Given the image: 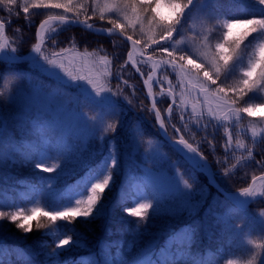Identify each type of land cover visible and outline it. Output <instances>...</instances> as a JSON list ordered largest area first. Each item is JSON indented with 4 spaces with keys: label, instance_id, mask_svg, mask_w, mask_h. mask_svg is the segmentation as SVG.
I'll use <instances>...</instances> for the list:
<instances>
[{
    "label": "trees",
    "instance_id": "1",
    "mask_svg": "<svg viewBox=\"0 0 264 264\" xmlns=\"http://www.w3.org/2000/svg\"><path fill=\"white\" fill-rule=\"evenodd\" d=\"M59 2L67 3V0H59ZM164 2L169 3V0H140L136 10L141 11V5L150 4L151 14L146 13L150 17L155 15L159 5ZM72 4L75 7L67 13L62 8L33 9L29 6L31 15H25L23 9L19 8L13 9L14 14L9 16L6 11L0 9V18L11 21L10 25H6L5 35L10 44L15 41L16 54L25 55L32 50L36 42V28L39 22L49 15H66L75 18V13L79 10V19L87 23L100 27L113 26L111 18L100 16L85 6L77 7L76 0H72ZM206 6L212 51L217 43H222L224 40L227 32L224 24L231 20L264 18V4L259 0H209ZM121 31L131 35L125 28ZM242 31L240 26L233 27L228 36L229 41L238 39ZM262 42H264V32L253 33L244 41L241 48L237 49L234 54L237 58L235 63L233 62L237 68L226 75V85H240L243 71L250 62H254L258 54L264 55L259 47ZM167 46L170 48L171 43ZM43 47L49 57H52L53 52H59L61 48H67L68 54L82 51L86 55H92L91 58L100 54L108 62L103 77L106 87L110 86L115 92L119 84L122 95L128 91L127 86L117 78V71L123 68L128 50L127 43L121 38L115 35L95 34L79 26L66 25L50 34L44 40ZM227 48L228 46L225 45L226 50ZM146 53L162 64L158 83L163 88L170 89L174 95L173 105L169 99L163 104H158L163 116L165 109L171 106L169 122L165 120L168 133L174 136V129H180L179 133L207 158L217 180L225 189L236 191L247 187L252 177L264 172L256 163L264 158V127L260 123V118L245 115L246 113L242 111L245 107L250 105L254 107L258 104L255 90L244 96L237 104H231L236 114L232 117L227 116L228 107L218 110L212 100L205 96L207 93L215 92L214 85L209 87L207 93H202L200 82L188 80L178 66L173 67L168 61L167 54L161 52L160 46L151 45ZM38 58L24 62H0V79L10 71L26 74L45 90L55 91L68 98L74 97L76 109L94 117L96 113L89 112L79 92L80 85L76 88L67 87L64 83L67 78L58 79L37 69L34 62ZM126 67L132 71V79L138 86L140 101L138 107L148 109L149 102L144 95L140 78L127 64ZM140 69L146 76V71L141 66ZM122 95L117 98L108 97L119 109L122 121L104 117L107 124L114 123L118 126L114 132L103 133L102 148L99 131L86 141L83 149L80 141L77 142V139L75 140L71 135L64 138L72 148L71 159L82 163L48 159V165L61 163L60 168L52 173L36 169L35 162L39 158L38 147L39 151L44 150L41 140L47 139L53 144L58 140L36 135L31 131L26 132L25 128L22 133L27 136L26 139L17 141L14 148L6 145L9 142L0 144V211L10 213L22 211L26 215H32L33 208L41 211H56L74 206L77 199L84 198L88 194L87 190L97 176L103 174V162L109 155L112 141L115 142L118 157V167L114 170L113 182L110 187L103 190V199L100 201L104 205L102 215L95 219L89 218L88 221L80 217L71 222L58 220L55 223L47 221V218L38 217L50 226L38 229L36 220H32L29 221L32 231L28 233L23 232L10 221H0V264H19L26 261L32 264H136L143 255L157 248L165 251L164 259L155 256L158 264H183L185 261L201 264L209 251L214 252L215 261L223 263V251L228 250L232 240L225 234V230L228 231L226 224L215 213L217 203L231 205L226 199L220 195H216L215 200L206 196L193 217L185 220L183 215L177 216L174 210L166 207L167 203L160 201L159 205L156 204L154 197L158 193L145 179H141L144 185L143 192H134L131 187L132 175L122 174L121 166L131 148L133 134L138 133L140 138L149 136V128L147 124L143 125L144 121L131 119L137 112L129 108ZM235 95L241 94L235 92ZM4 96L0 89V104H2L0 107L5 106ZM232 98L233 92L230 91L227 97L230 103ZM259 101L262 103V100ZM181 115L185 117L184 120L180 119ZM1 118L3 116H0ZM149 121L152 124L153 135L159 139L164 151L181 172L184 180L194 182L197 190L208 189L209 185L204 173L185 161L159 136L153 113H149ZM14 127L17 132L16 126ZM229 136H231L230 144L227 143ZM48 154L51 157L56 156V152L51 149L48 150ZM108 163L111 165L110 160ZM143 163L149 165L145 161ZM220 177L226 178L225 184ZM208 192L215 193L212 189H208ZM132 197L140 204H153L155 211L148 209L146 220L133 217L128 211L124 213L121 205L126 207V210L135 208L131 202ZM172 201L173 197L165 199V202ZM254 204L256 208H264V197L256 200ZM250 206L253 205L249 204L246 208ZM65 236L73 237L72 245L65 246L55 257L50 256L49 253ZM6 257L12 262H7ZM239 264L246 263L242 260Z\"/></svg>",
    "mask_w": 264,
    "mask_h": 264
},
{
    "label": "rangeland",
    "instance_id": "2",
    "mask_svg": "<svg viewBox=\"0 0 264 264\" xmlns=\"http://www.w3.org/2000/svg\"><path fill=\"white\" fill-rule=\"evenodd\" d=\"M208 1L209 0H193L192 5H190L186 10L181 24L178 26L177 33L168 43H171L169 48L170 50L187 52L196 60L197 63L211 65L213 51L209 43L210 24L207 15L208 12L206 10ZM22 2L23 0H21V3ZM76 5H78L77 7L82 8L85 6L88 10L91 9V11L94 8L95 11L92 12H96L98 15L103 17H109L112 20L115 19L117 22L124 24V28L130 32L132 36L140 40V44L135 46L140 53L147 55L146 51L151 45L159 46L151 43L150 38L159 40L158 29L153 24L149 23L151 16L149 17L146 13L137 10V12H140L141 14V19L136 22L134 28L130 27L129 21L134 19V13L130 6H126L123 3V0H96L95 3H93V0L90 2L87 0H76ZM108 7H112L116 10L108 11ZM155 16L157 17V20L174 22L176 12L171 8L169 3L164 2L159 5ZM144 17H147V19ZM64 26H66V23L61 22L47 25L42 36L43 40L50 36V34L59 31ZM93 27L109 28L112 26L100 27L93 24ZM5 40L9 42L6 37H2L1 42ZM12 46H14V44ZM32 51L33 50L30 52ZM127 52L125 60L127 56L129 57V53H131V57L133 58L132 60H135L138 66H141L146 71V76L144 74L143 75L157 105L163 104L167 99L174 100L172 91L170 89L163 88V86L158 83L160 80L159 75L162 64L152 56V59H145L136 56L133 51H129V53ZM90 56L92 55H86L82 51L71 52L67 56L56 58L57 64L63 63L64 65L63 69L55 68L52 70V72L57 73L56 75L52 72H45L57 77L58 79L67 78V80L68 77L66 76V73L84 75L96 80L97 83L106 87L103 77L108 68V62L103 59L100 54L93 56L94 58H91ZM235 60L233 61L234 63ZM230 63L232 62L230 61ZM234 63L230 66L228 73L236 70L237 65H234ZM34 66L39 69V58L34 62ZM122 66L123 68L117 71V77L119 76L118 80L121 83L126 80V86L128 88V91L122 95V99L132 111L137 112L136 116L131 117V119L137 118L139 121H144L145 123L143 125L146 126L147 124V127L149 128V136L146 138H140L138 133L133 134L131 148L121 166L123 172L122 174L128 176L132 175L131 187L134 192H143L144 185L141 179H145L156 193H158L159 188H175L178 185L171 178H174L177 172H181L170 160L159 139L153 135L152 124L149 121L151 106L148 105V109H145L142 106L138 107L140 102L137 93L138 86H136L134 79H132L133 73L126 67V61ZM183 72L188 80H191L192 82H200L195 73H190L187 70ZM153 74H155L156 82H154ZM149 76H151V80H149ZM200 78H203L202 72L200 73ZM221 78L223 79V77ZM261 84H264V82H261ZM155 87H159L160 89L158 88L156 90ZM0 89L5 95L4 97L6 102H4L5 106L0 107V116H3V118L0 119L2 122V127H0V144L3 142H9L6 145L10 148H14L17 141H24V139H26L27 136H24L22 133L25 128L26 132L31 131L36 135L38 134L40 136H46L56 140H60L61 138L64 139L66 136L71 135L72 138L75 140L77 139V142L80 141L83 149L86 141L97 133L93 134L89 131L86 121L82 117H78L75 113L77 107L75 106L74 97L68 98L64 95L57 94L54 91L45 90L41 86L37 85L26 74H21L18 71L5 73L0 79ZM255 94L258 104L252 107V116L260 118V123L264 127V91L260 90V85H257ZM104 95L106 98L109 97L107 94ZM205 96L212 100L214 106L218 107V110L224 108L223 98L216 92L207 93ZM259 100H262V103H260ZM51 104L52 107H50ZM1 105L2 104H0V106ZM229 105L230 107H228L229 110L227 116L231 115L232 117L236 114V112L233 111V107L230 102ZM169 109H171V106H168L164 112L167 120L171 114ZM245 115L248 114L246 113ZM14 126L17 128V132H15ZM106 126L107 122L103 118L99 122V127L102 129L106 128ZM143 161L149 163V165H145ZM188 162L199 171L205 170L204 164L201 160H199L196 164L190 161ZM150 169L153 172L150 171ZM157 171L162 172L164 175H161ZM123 175H121V177H123ZM220 179L222 183L225 184L226 178L220 177ZM182 180H184L183 177ZM180 186L181 189H183L182 182ZM207 188L211 190L209 186H207ZM208 189H205L206 196H210V199L215 200L216 195L218 194H211L208 192ZM262 193H264V188ZM260 198L261 197L259 196L256 200L258 201ZM193 199L201 202L198 205L189 204L187 203V198L182 194H177L173 197L172 202H165V199L161 200V202L167 203L166 207L174 210L175 215H183L182 217L185 220H189L199 210L204 200V198L201 199L200 196L195 194H193ZM256 200L250 202L253 206H250L245 210L228 204L224 205L222 202L221 204L217 203V212L215 215L226 224L228 231L225 230V234L232 240L228 250L223 251L224 261L222 264H239L242 260H244L246 264H264V217L260 215V212L264 210V208H256L254 204ZM131 202L135 205V207H138L140 204L134 197L131 198ZM120 207L123 209L124 213H127L126 207H123V205ZM155 256L164 259L165 251L161 248L152 249L149 253L143 255L140 261L136 264H158L155 260ZM214 257L215 254L213 251L207 252L205 254V259L201 264H220L219 261L214 260ZM5 259L7 262H12V260L8 257ZM19 264L32 263L30 261H26ZM183 264H197V262L190 263L185 261Z\"/></svg>",
    "mask_w": 264,
    "mask_h": 264
},
{
    "label": "snow or ice",
    "instance_id": "3",
    "mask_svg": "<svg viewBox=\"0 0 264 264\" xmlns=\"http://www.w3.org/2000/svg\"><path fill=\"white\" fill-rule=\"evenodd\" d=\"M96 0H93L95 3ZM261 4H264V0H259ZM123 3L126 6H130L134 13V19L129 21L130 27H135L136 22L141 19L140 12H137L136 6L138 0H123ZM171 8L176 12V18L174 22H165L161 20H157L155 15H151V20L149 21L150 24H153L159 31V40L155 38H150L151 43L154 45H159L161 48L162 53H166L168 57V61L171 63L173 67L178 66L181 71L187 70L190 73H195L196 77L200 81L199 87L202 93H207L209 91V87L211 85L215 86V92L219 94L220 97L223 98L224 107H230L228 102V94L230 91L233 92V98L231 100V104L235 105L240 100H243L244 96L248 93L253 92L257 85H260V90L264 91V55H257V59L254 62H250L249 66L243 71V79L240 85H233L228 86L226 85L225 77L228 73L230 66L232 65L233 61L237 58L234 54L237 52V49L241 48V45L244 43L245 40L253 33L264 32V18H251V19H243V20H231L230 22L224 24V28L227 29L225 32L224 40L222 43H217L215 45V49L212 54L211 58V65H207L205 63H197L196 60L189 55L187 52H177L175 50H170L169 47L166 45L169 41L174 38V35L178 31V26L181 24V21L184 17L186 10L192 5L193 0H169ZM29 6L33 9H40V8H57V9H64L65 13L70 12L73 10L75 5L72 4V0H67V3H61L59 0H23L21 3L20 0H0V9L6 11L9 16H12L13 9H23V13L25 15H31L29 13ZM107 7V6H106ZM141 12L143 13H150L151 5H141L140 6ZM112 7H108V11H115ZM92 11H95L93 8ZM154 11V10H152ZM85 15H87V11H85ZM147 19V17H144ZM49 19H52L51 17ZM61 23L68 22V17L66 15H60L56 17ZM76 23H86L87 21H81L79 19V10L75 13V20ZM11 21L7 20L6 18H0V37L4 35L6 25H10ZM113 27L108 29V33L114 32L116 29H124V24L117 22V20L113 19L111 21ZM48 21H44L40 28L44 29ZM240 26L242 28V35L236 39L229 41L228 36L231 34V29L233 27ZM91 28V25H89ZM102 31V30H100ZM39 35V33L37 34ZM52 39V37H49ZM128 41L131 42L132 46L135 47L140 44L139 39H133L131 35L127 36L126 38ZM15 44V41L11 42L8 41L0 42V62H15L19 60V56L17 53V47L12 46ZM225 45L228 46L227 50L225 49ZM261 52H264V42L260 44ZM33 52L39 57L40 66L39 69L43 71L52 72L55 68L63 69V63L57 64L56 58L64 57L68 55L67 48H61L59 52H53L52 57L49 58L48 55L45 54V48L43 47V38L41 37V42L36 43L33 46ZM31 59H34L31 57ZM129 59H131V53H129ZM230 61L232 63H230ZM48 66V67H46ZM203 73V78H200V73ZM55 75L57 73L52 72ZM68 77L67 81H64L67 87H77L80 85L79 92L85 101L86 107H88L89 112L96 113L95 118L89 116L88 113H85L80 110H76L75 113L78 117H82L93 134L97 131L101 133L100 135V142L101 148L103 143V133L106 132H114L115 128L118 126L114 123H108L106 128H100L99 122L105 117H112L116 120L122 121L121 114L119 109L116 108L114 102L111 99L106 98L104 94H107L109 97H115L122 95L120 91V85L117 84V91H113L112 88L105 87L96 82V80L84 76V75H73L72 73H66ZM223 77V79L221 78ZM119 79V76L117 77ZM149 80H151V76H149ZM70 82H81V83H70ZM210 82V84H209ZM123 84L126 85L127 81H123ZM235 92H239L241 95L236 96ZM52 107V104L50 105ZM171 111V109H169ZM211 111V109H209ZM237 111H240L237 109ZM243 112L247 113L249 116L252 115V106H248L242 109ZM156 118L159 120L161 118L160 112H156ZM181 120H184L185 117L181 115ZM0 127H2V122H0ZM161 128H163V123L161 124ZM180 131V129H177ZM176 142L180 145H183L184 148L188 150L190 153H194L199 156L200 160L207 164L205 158L200 154L198 148H194L191 143H189L183 136L176 140ZM227 143H231V136L228 137ZM41 145L43 146L44 150L39 151L38 147V156L39 158L35 162V168L40 169L46 173H52L57 171L60 168L61 163H57L54 165H48V159H57L63 162L64 160H68L70 163H82V161H73L71 159L72 156V148L71 146L61 138L55 144L47 139L41 140ZM54 150L56 152L55 157H51L48 154V150ZM154 159V158H153ZM111 161V165H109L108 161ZM223 164V162H220ZM257 166L264 170V158L257 161ZM174 166V165H173ZM103 174L98 175L95 179L94 183H91L90 187L87 190V195L84 198L77 199L75 201L74 206L66 207L63 210H56V211H41L39 209L33 208L32 215H26L22 211L20 212H7V211H0V221H10L16 224V227L22 229L23 232L28 233L32 231L31 224L29 221L36 220V227L44 228L50 225L43 222L38 217L47 218V221L55 223L58 220L63 221H73L77 218H84L88 221L89 218L95 219L99 215L103 214L104 205L100 203L103 199V190L110 187V184L113 182V173L114 170L118 167V157L116 155V148L115 142L112 141L110 143V150L109 155L105 157L103 162ZM154 169V165H153ZM150 171H152L150 169ZM153 172V171H152ZM159 172L161 175H164L162 172ZM106 173V174H105ZM167 176V175H165ZM102 177V178H101ZM178 186L175 188H159L158 195L154 197L156 199V204L159 205L160 201L163 199H167L170 197H175L177 194H182L187 198V203L192 205H198L201 201L194 200L193 194L198 195L201 199L206 197V190L201 188L197 190L194 187V182L190 183L188 180H182V174L177 172L174 178H171ZM257 180H264V177H252L253 184L256 183ZM181 182L183 183V189H181ZM210 182H213L210 179ZM98 189L100 191H98ZM239 194L243 197H255L257 196L256 191L253 187H244L240 190ZM260 197H264V193L259 194ZM252 202V201H251ZM148 209H153L155 211V206L151 203H142L139 204L138 207L128 209L127 211L133 217H138L141 220H146L148 215ZM191 214V213H190ZM260 215L264 217V210L260 212ZM73 243L72 236H65L63 239H60L59 242L56 244V247L49 253L50 256L55 257L58 252L65 248V246H70Z\"/></svg>",
    "mask_w": 264,
    "mask_h": 264
},
{
    "label": "water",
    "instance_id": "4",
    "mask_svg": "<svg viewBox=\"0 0 264 264\" xmlns=\"http://www.w3.org/2000/svg\"><path fill=\"white\" fill-rule=\"evenodd\" d=\"M58 16H60V15H50V16L45 17L44 19H42L39 22V24H38V26L36 28V43H40L41 42V38H39V35H37L39 33V30L41 29L40 28V25L44 21H48V24L47 25H49L51 23L60 22L58 19H56V17H58ZM50 17L52 19H49ZM74 20H75V18H69L68 17V22H64V23L71 24V25H75V26H79V27H81V28H83L85 30L91 31V32H93L95 34H100V35H116V36L122 38L124 41L127 42L128 46H129V49H128V52L127 53H129V51H133L135 53V55L138 56V57H140V58L152 59L150 56H148L146 54H143V53H140L135 47H133L132 44H131V42L126 39L128 35L125 34V33H123L121 30L116 29L114 32L108 33L107 30L110 29V28H112V27H109V28H98V27H93V25L91 23H76V22H74ZM81 21H83V20H81ZM89 25H91V28H89ZM100 30H102V31H100ZM2 37H5V32H4V35ZM2 37H0V41H1ZM18 56L20 58H19V60L15 61V62L30 61V60H34V59L37 58L36 54L33 51L30 52L28 55H18ZM31 57H33L34 59H31ZM126 63L129 66H131V68L134 70V72L138 75V77L142 81V85H143V88H144L145 93H146V98H147L148 102L150 103V105L152 107V112L154 113V121H155V125H156V129H157L158 134L164 139V141L170 147H172L176 152H178L180 155H182L177 150V148H176V144H178L176 142V140H179V138L181 137V135L179 133H177L176 137H170L169 135H167L166 131L163 128H161V124L163 123L162 115H161V118L159 120H157V118H156V112H160V110L158 108L157 103L154 101V99H153V97L151 95V91L149 90V88H148V86L146 84L145 78H144L141 70L139 69V66H138L137 62L135 60L129 59V57L127 56L126 57ZM153 79H154V82H156V80H155V74H153ZM160 114H161V112H160ZM181 146L184 148L183 145H181ZM191 154L197 156L194 153H191ZM201 155L207 161V164L205 162H203V161H202V163L204 164V167H205V174H206V177L208 179V184L210 185V187L214 191H216L219 195L223 196L225 199H227L228 201H230L234 206L239 207V208H243L246 205H248L251 201H253V200H255V199H257L259 197V195H258L256 197H252V198L251 197H247L246 199L240 200V201L234 200L231 197V193L228 192L227 190H225L221 186V184L217 181V179L215 178V176L213 174V171L211 169V166H210L208 160L206 159V157L203 154H201ZM197 157L199 158V156H197ZM256 177H264V173H262V174H260V175H258ZM210 179H212L213 182H210ZM252 183H253V181L251 180L250 183H249V185L247 187H250Z\"/></svg>",
    "mask_w": 264,
    "mask_h": 264
},
{
    "label": "bare ground",
    "instance_id": "5",
    "mask_svg": "<svg viewBox=\"0 0 264 264\" xmlns=\"http://www.w3.org/2000/svg\"><path fill=\"white\" fill-rule=\"evenodd\" d=\"M47 27V26H46ZM40 29L39 30V38H41L43 36V33L45 32V29ZM131 59H133L131 57ZM163 129L164 130H167L165 124L163 123ZM157 130V129H156ZM176 148L177 150L190 162L196 164L199 162V158L193 154H191L190 152H188L185 148H183L180 144H176ZM250 187H253L254 190L256 191L257 195H259L262 191H263V188H264V180H257L255 184H251ZM240 190L237 191V192H232L231 193V197L236 200V201H240V200H244L246 199L247 197H243L239 194Z\"/></svg>",
    "mask_w": 264,
    "mask_h": 264
}]
</instances>
